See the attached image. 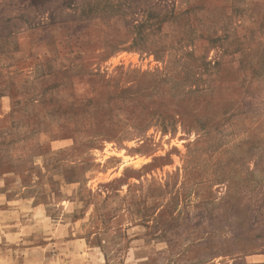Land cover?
Here are the masks:
<instances>
[{"label": "rangeland", "instance_id": "1", "mask_svg": "<svg viewBox=\"0 0 264 264\" xmlns=\"http://www.w3.org/2000/svg\"><path fill=\"white\" fill-rule=\"evenodd\" d=\"M0 264H264V0H0Z\"/></svg>", "mask_w": 264, "mask_h": 264}]
</instances>
